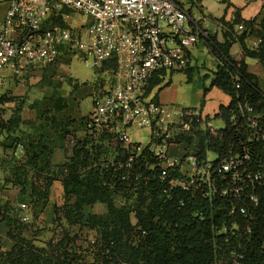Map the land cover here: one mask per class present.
I'll list each match as a JSON object with an SVG mask.
<instances>
[{
    "label": "built area",
    "instance_id": "1",
    "mask_svg": "<svg viewBox=\"0 0 264 264\" xmlns=\"http://www.w3.org/2000/svg\"><path fill=\"white\" fill-rule=\"evenodd\" d=\"M4 1L0 77L45 72L70 57L95 72H111L109 86L104 84L92 99L90 123L114 133L121 147L134 156L142 146L131 141L129 131L148 127L155 141L150 150L162 160L159 177L164 179L178 167L181 176L172 178L169 188L197 200L192 214L210 223L212 264H246L256 254L264 264V117L247 104L240 108L247 137L239 141L236 152L220 161L199 160L196 150L183 143L180 159L167 155L173 128L179 127L186 135L192 117L202 123L199 113L167 108L149 91L154 76L164 80L188 70L194 48L207 35L198 29L188 10L175 0ZM66 13L86 21L70 27L64 20ZM236 28L243 29L242 25ZM19 208V219L28 221L29 207L22 203ZM131 223L136 224L133 216ZM93 243L94 234L78 237L76 253L86 264H102L93 261L94 255L104 252L91 250Z\"/></svg>",
    "mask_w": 264,
    "mask_h": 264
},
{
    "label": "trees",
    "instance_id": "2",
    "mask_svg": "<svg viewBox=\"0 0 264 264\" xmlns=\"http://www.w3.org/2000/svg\"><path fill=\"white\" fill-rule=\"evenodd\" d=\"M216 20L225 27L223 41L218 42L209 34L201 40L217 62L210 87H216L230 97L229 104L220 106L215 115L222 120L223 128H202L201 123L192 117L188 133L184 135L179 127L173 128L169 143L191 147L196 150L199 160L211 153L215 155V161H220L229 152H236L240 147L239 141L247 137L248 129L240 119V108L247 104L264 117V90H260L257 77L247 71L245 63L246 58L256 59L264 74V21L259 22V43L250 49L245 38L252 33L255 19L244 20L236 11L232 22L225 21L223 17ZM237 25L243 28L239 34L234 32ZM233 43L240 46L239 60L229 53ZM187 79L190 80L189 72ZM162 82L154 76L149 91ZM103 84L102 78H98L95 90L101 89ZM73 85L77 87V84ZM153 98L157 99L156 94ZM9 102L13 107L7 120L1 119L6 109L0 108V136L11 144L6 146L0 141V150L16 148L20 141L25 150L23 158H13L6 167L8 174L2 180L6 186L0 189L7 186L16 188L18 200L24 203L26 197L34 206L47 203L52 184L59 181L63 192L62 204L53 205V222L60 224L63 221L68 226L83 224L93 230L94 243L89 248L104 251L94 255L95 263L120 264L122 260L145 264H212L210 223L192 214L197 200L177 188H169L170 180L181 176L178 167L164 179L159 177L162 160L150 150L154 139L134 156L121 147L114 133L93 126L91 116L78 120L56 119L54 113L66 106L64 99L56 98L50 109L31 104L36 119L49 124L54 133H61L70 144L69 155L62 163L56 164L51 162L47 146L31 140L28 135L23 136L21 131L16 133L21 124H35V121L21 118L24 100L6 93L0 95V104ZM16 160L22 163L15 166ZM164 189H169L167 194L163 193ZM116 202L122 204L116 205ZM94 204L104 205L106 212L101 215L89 213L85 217L84 208ZM18 215L14 203L0 199V222L5 223L6 238L11 244L8 250L3 251L0 237V264H86L84 258L76 253V239L68 230L60 228L45 246L37 247L23 236L25 227ZM131 216L136 220L135 226L131 223ZM217 244H220L219 240ZM246 264H262V258L256 254Z\"/></svg>",
    "mask_w": 264,
    "mask_h": 264
},
{
    "label": "crops",
    "instance_id": "3",
    "mask_svg": "<svg viewBox=\"0 0 264 264\" xmlns=\"http://www.w3.org/2000/svg\"><path fill=\"white\" fill-rule=\"evenodd\" d=\"M181 7L188 10L191 19L195 22L198 29L202 32L212 35L218 42L223 41V32L225 27L218 22L216 19L221 17L227 22H232L235 17V12H238V16L244 20L255 19V23L252 28V33L247 35L245 38V44L248 48L254 49L259 43V37L257 31L259 30V22L264 21V0H175ZM7 8V4L4 0H0V20L2 19ZM76 14L66 13L64 20L70 27H78L76 24H70L68 19ZM78 16V15H77ZM215 19V20H214ZM241 30L234 27V32L239 34ZM207 49V47H206ZM208 50V49H207ZM229 53L232 58L239 60L241 57V49L238 43H233L229 49ZM212 56V55H211ZM193 57V55H192ZM215 62V67L210 71V82L213 76V72L216 69L217 62L212 56ZM73 57L64 60L63 62L50 67L45 72H34L31 75H25L21 78H13L8 75H4L5 82L3 83L6 88L7 96L18 97L23 99L24 104L21 109V118L25 121H35L34 126L21 124L19 131L23 132L22 135H28L31 140H38L42 145L47 146L50 149V160L53 163L59 164L65 160V157L70 153V144L67 139L61 133H54L51 126L43 120L36 119L35 110L30 108L31 104H37L41 108H52L56 98L64 99L66 102L65 108L55 112L54 116L58 120L73 119L78 120L83 117H90L93 114L92 95L99 89L95 90L96 79L92 82H81L79 83L76 79H73L68 72L66 67L71 63ZM245 63L247 65V71L257 77L258 86L260 90H264V74L261 64L252 58H246ZM190 74V80L187 79V73ZM186 75V82L192 80L193 68L190 66V70ZM104 73V71L102 72ZM109 73V72H108ZM110 74V73H109ZM173 74V73H172ZM171 75V74H170ZM206 76H209L208 74ZM3 80V79H2ZM3 80V81H4ZM103 80V79H102ZM1 82V80H0ZM38 82V83H37ZM166 86L162 85L166 82H162L161 85L154 87L151 90L150 96L156 94L157 101L159 103H165L160 93L164 88L171 84L169 79ZM35 83L36 85H30ZM77 84L75 87L73 84ZM105 84V81L103 80ZM103 84V85H104ZM15 86V87H14ZM20 90L19 94L14 95L13 89L17 88ZM157 91L153 94L154 89ZM96 92V93H97ZM85 98L90 99V110L84 111L82 108V100ZM201 101H203L201 105ZM230 102V97L223 93L216 87H210V83L207 89L203 91L202 98L200 100L201 108L198 110L202 119L201 127H211L213 129L223 128V122L215 115L219 112V107H226ZM7 105L5 112L1 114V119L7 120L11 115L13 103L0 104ZM197 111V110H196ZM219 123L220 127L216 124ZM131 141L135 144L145 146L151 141V130L148 127L134 128L129 131ZM0 141L9 146L11 143L8 140H4L0 136ZM22 141L15 145L16 148H6L4 151L0 150V171L6 169L8 163L13 159H21L24 156L22 149ZM211 154V153H208ZM207 154V158H209ZM167 155L174 159H180L183 156V146L181 144H172L167 147ZM1 182V181H0ZM7 188V187H6ZM0 189V199L7 200L14 203L15 206H19L22 202L18 200L17 189L11 187L10 189H16L15 193L13 190ZM54 189L60 190L62 197V186L59 181H56L51 186V193ZM51 197V195H50ZM7 228L4 222H0V237L1 243L6 251L10 248V242L6 238Z\"/></svg>",
    "mask_w": 264,
    "mask_h": 264
},
{
    "label": "rangeland",
    "instance_id": "4",
    "mask_svg": "<svg viewBox=\"0 0 264 264\" xmlns=\"http://www.w3.org/2000/svg\"><path fill=\"white\" fill-rule=\"evenodd\" d=\"M85 21V17L77 15H74L68 19V22L70 24H76L77 26L82 23H85ZM192 55V80L190 82H186V75L184 74V72H177L171 75H167V77L164 79V82H167L170 79L171 84L168 87L164 88V90L160 93L162 100L165 102L160 103L161 105L178 111L194 110L195 112L199 113L198 110H200L201 108L200 100L202 98L203 91L209 86L211 76L210 71L214 69L215 62L211 54L206 49V46L203 41H199L197 43L196 47L192 52ZM66 71L73 79H76L79 83L92 82L95 79L97 80L98 78H102L105 81V86L108 87L110 79L112 78L111 74H109L108 72L96 73L92 68L88 67L84 62H81L76 57H73L71 63L66 67ZM207 74L209 76H206ZM2 79L4 80L5 78L0 77V95L6 92L5 85L3 84L5 80L3 81ZM30 85L33 86L36 84L33 83ZM156 91L157 88L154 89L153 94ZM19 92L20 90L18 89V87L13 89L14 95L19 94ZM81 103L82 108L85 112L90 110L91 106L89 98L83 99ZM2 106L3 108L1 109H6V107H8L7 105ZM216 125L220 127L219 123H217ZM23 150L25 149L23 148ZM208 156L210 160L215 159L214 154H208ZM20 161L21 160H16L14 165L16 166L18 165V163H22ZM9 164L11 163L9 162L8 166ZM7 174V169H3L0 171V187L6 186L2 182V180L4 181ZM10 188V186H7L6 189L13 190L15 193L16 189ZM24 199V203L29 207V219L26 222L20 220L25 227L23 236L32 241L35 246H45V244L53 235L59 233L60 228L68 230L70 236L73 238L75 237V239L82 236L88 237L94 234L93 230L88 229L83 224L68 226L63 221H61L60 224L53 222V205L62 204L60 190L54 189L51 193L50 200L44 204H36L33 206L26 197H24ZM120 204H122V202H116V205ZM15 208L17 211H19L20 215L19 206H15ZM105 212V206L102 204H94L90 207L84 208L85 217L89 213L101 215ZM3 247L4 245L1 243V248L4 250L5 248Z\"/></svg>",
    "mask_w": 264,
    "mask_h": 264
}]
</instances>
